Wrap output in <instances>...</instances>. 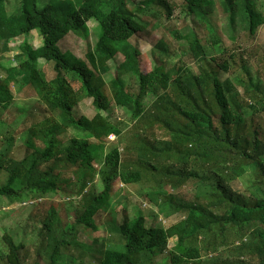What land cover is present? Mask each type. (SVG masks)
Instances as JSON below:
<instances>
[{
    "label": "trees",
    "instance_id": "1",
    "mask_svg": "<svg viewBox=\"0 0 264 264\" xmlns=\"http://www.w3.org/2000/svg\"><path fill=\"white\" fill-rule=\"evenodd\" d=\"M10 1L0 0V53L19 52L13 63L0 65L4 74H0V119L14 104L15 87L19 91L32 88L51 114L31 121L33 117L26 112L24 121L30 123L26 147H34L31 154L14 160L0 150V168L8 173L7 182L0 184V196L20 197L22 190L28 189L41 196L64 193L80 195L83 200L74 211V221L61 229L54 209L41 222L35 232L33 263L28 260L26 239L31 223L6 231L3 240L8 251L0 248V264H77L85 257L96 264H158L157 257L166 251L171 264H227L206 261L204 253L217 251L222 236L231 228L239 235L251 234L253 239L237 243L233 251L241 258L255 255L258 263L264 264V142L258 124L245 119L232 95L235 83L230 78L220 79V68L212 65L215 58H208L203 40L195 31L182 32L187 21L168 28L175 39L189 44L196 60L210 65L208 69L201 66L197 75L178 66L172 78L163 60L157 59L165 47L164 40L153 49V66L147 71L141 50L131 41L145 28L137 21L136 12L163 14L169 22L177 0H18L11 12ZM213 2L181 0L183 19H209L212 11L205 7ZM221 5L233 27L237 16L238 23L252 35L264 24L258 0H221ZM91 20L98 23L101 32L85 58L62 50L60 42L71 32L89 39ZM34 28L40 30L39 47L29 40ZM20 37L24 38L22 43H18ZM237 56L236 51L230 53L218 66L225 70L244 67L245 59L241 56L238 63ZM42 60L54 73L49 79L41 69ZM108 72L111 77L107 82L102 75ZM69 75L80 82L77 89ZM245 80L244 92L252 104L258 105L255 110H264V92ZM107 83L115 105L135 118L136 132L132 134L134 141L126 147L118 141L113 143L98 168L94 145L105 147L114 140L111 135L119 139L123 134L110 116L108 93L103 89ZM148 95L154 98L150 105L145 103ZM86 99L95 109L91 117L74 111ZM155 126L165 129L170 137L159 138ZM68 130L75 134L63 145L60 136ZM171 159L177 162L176 169H158L156 162ZM247 167H252L254 191L250 194L230 185ZM158 173L164 174L168 178L165 183L173 187L159 197L164 206L169 205L182 216L178 222L169 227L148 225L146 216L139 215L112 225L121 235L123 250L100 249L97 243L75 236L74 230L82 225L97 229L95 216L108 209L117 180L133 184L156 178ZM97 175L104 183L101 192L88 189ZM189 179L203 183L204 192L185 200L178 190ZM17 182L21 184L18 189ZM35 200L31 197L28 202ZM174 236L177 243L167 250Z\"/></svg>",
    "mask_w": 264,
    "mask_h": 264
},
{
    "label": "rangeland",
    "instance_id": "2",
    "mask_svg": "<svg viewBox=\"0 0 264 264\" xmlns=\"http://www.w3.org/2000/svg\"><path fill=\"white\" fill-rule=\"evenodd\" d=\"M17 2L18 0H11L8 5V11H13ZM176 3L178 6L175 9L174 17L169 22L167 17L163 14L158 13V15H155L152 13L144 15L136 12L137 21L141 22L145 28L133 36L131 41L142 52V64H145L144 68L147 71L151 70L153 63L150 57H155V55L153 56V49L157 48L158 44L163 40L166 44L164 45L163 52L157 55V59L163 60L172 78L176 77L178 66L185 67L188 69V72H192L196 75L201 72V66L206 69L209 68V64L204 61H198L193 57L187 42L181 43L170 33L169 26L173 27L175 24L178 25V22L182 24L187 21V24L183 25L182 32L186 34L187 32L195 31L203 40L205 53L208 58H215L212 65H214V68H220V79L224 81L230 78L235 83L236 88L232 90V95L235 101L241 105V111L245 119H247V121L254 119L256 125L258 124L260 128L259 136L264 142V110L256 111L255 108H258V105L252 104V99L244 92L245 84L247 85L246 80H249L251 86L259 87L264 92V24L259 27L255 35H252L242 27L241 23H238L240 17L237 16L233 27V25L230 24L231 21L229 20L228 13L223 10L221 0H214L213 4L209 7H205L206 11H212L209 19H204L200 16L183 19L185 15L180 7L181 0H177ZM258 4L264 11V0H258ZM88 25L90 27V36L88 40H84L71 32L61 40L60 46L62 50L70 51L79 58H85L87 49L94 45L98 34L101 32L97 22L91 20L88 22ZM39 31L38 28H34L31 35H29V40L34 47L42 45ZM23 39V37L18 38V43H22ZM235 51L238 53V63H240L239 59L241 56L245 59L246 63L244 67L230 66L228 70H225L223 67L218 66L223 63L224 59H228L230 53L232 54ZM18 52L19 49H14L10 52L0 53V65L6 66L13 63L15 60L14 55ZM118 59H121L120 54H118ZM210 62H212V60H210ZM40 64L47 78H51L54 74L51 68L45 65L43 60ZM1 66L0 74L3 73ZM112 66H114V63ZM244 73H247V76ZM102 76L105 81L108 82L111 77V72L103 73ZM68 78L76 89L80 86V82L74 81L71 75H69ZM126 80L129 81L127 78ZM244 80L246 83H244ZM132 84L135 85V82ZM13 89L16 95L14 104L4 111L3 117L0 119V150L7 154V157L10 159L21 160L34 150V147H32L33 149L26 147V140L29 137L26 131L30 124L29 121H24L26 112L28 111L29 117H33L30 119L31 121H39L45 116H49L51 112L48 111L32 88L26 87L21 91H19L17 87ZM103 89L106 95L108 93L111 119L120 126L123 130V134L121 138H115L112 140V143L107 144L105 147L94 145L97 147L96 155L98 156L95 160V166L98 168L102 166L103 156L110 150L113 143L118 141L121 147H126L130 140L132 142L134 141L132 134L136 132V120L132 117L131 112L124 111L122 108L115 105L113 99L110 97L111 94L109 93L110 88L108 83ZM153 100V95H148L145 99V103L150 105ZM74 111L75 114H84L89 117L93 116L95 113L90 99L79 102ZM154 128H156V133L159 138L168 139L170 137L165 129L159 128L158 126ZM74 134L75 132L73 130H68L63 133L60 136L63 145H67ZM111 139H113V137ZM91 141L96 143V140L92 139ZM37 144L42 146V143H39V141H37ZM176 163L177 162L172 159L165 161L160 160L156 162V165L158 169L163 171L167 168H171V170L176 169ZM171 164L175 166H171ZM251 168L252 167H247V170L243 174L231 181L230 185L233 189L247 192L248 194L254 191ZM196 169L198 170L199 168ZM7 179V171L0 168V184H5ZM167 181L168 178L160 173L156 175V178L151 176V178L133 184H124L120 180H117L114 184V192L108 209L99 212L95 216L97 229L82 225L74 230L75 236L87 243H95V245L97 243L100 249L112 248L123 250L124 246L121 243V235L112 229V225L122 223L125 220L139 215L146 216L148 225L153 224L156 226L169 227L178 222L182 216L169 207V205L165 204L164 206L162 199L159 197L173 190L170 184L165 183ZM203 185L204 184L198 182L197 179H189L185 184L180 186L178 193L183 199L189 200L194 194H201L204 192ZM15 187L18 189L21 187V184L17 182ZM75 187L77 188V186ZM76 188H74V191ZM92 188L98 192L104 189V183L100 176L97 175L95 180L88 187V189ZM77 190H79V188ZM31 197L36 198L33 203L28 202ZM25 200L27 201L22 202ZM82 200L83 198L80 195L72 197L61 193L59 195L46 197L34 191H29L28 189H23L20 197L0 196V248L5 253L8 251L3 240V235L6 231L19 230L27 223H31L32 228H29L30 230L26 239L29 245L28 260L30 263H33L36 257L35 251L37 247L36 244H34L36 241L35 232L41 226V222L45 220L50 212L53 211L52 209H54L57 212L56 214H58V228L61 229L74 221V211L78 203ZM23 203H27L31 206L23 205ZM252 240L251 234L239 235L237 229L231 228L222 236L218 250L211 251V253H204V258L206 261L215 260L222 263L227 262V264H259L257 256L251 255L241 258V256L233 251L235 246L238 245L237 243H241L242 241L249 242ZM176 243V236L170 238L167 250L171 249ZM167 257L168 252L166 251L157 257V263L171 264ZM77 262V264H96L95 260L89 257H85Z\"/></svg>",
    "mask_w": 264,
    "mask_h": 264
},
{
    "label": "built area",
    "instance_id": "3",
    "mask_svg": "<svg viewBox=\"0 0 264 264\" xmlns=\"http://www.w3.org/2000/svg\"><path fill=\"white\" fill-rule=\"evenodd\" d=\"M112 137H113V139H115V135H111V136H110V138H112Z\"/></svg>",
    "mask_w": 264,
    "mask_h": 264
}]
</instances>
